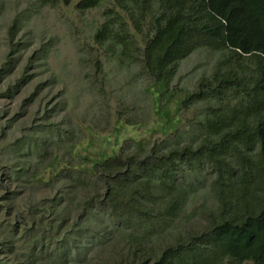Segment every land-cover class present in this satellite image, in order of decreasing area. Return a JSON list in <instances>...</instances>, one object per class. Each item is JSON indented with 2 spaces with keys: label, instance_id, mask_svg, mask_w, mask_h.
I'll return each instance as SVG.
<instances>
[{
  "label": "trees",
  "instance_id": "1",
  "mask_svg": "<svg viewBox=\"0 0 264 264\" xmlns=\"http://www.w3.org/2000/svg\"><path fill=\"white\" fill-rule=\"evenodd\" d=\"M104 4L94 42L118 67L140 65L154 85L168 90L198 50L217 55L180 103L196 111L190 124L198 137L128 142L91 173L69 162L52 179V219L23 203L25 218L14 227L22 233L10 247L0 244V257L14 263L0 264H20L16 245L30 234L48 264H264V0H81L76 7Z\"/></svg>",
  "mask_w": 264,
  "mask_h": 264
},
{
  "label": "rangeland",
  "instance_id": "2",
  "mask_svg": "<svg viewBox=\"0 0 264 264\" xmlns=\"http://www.w3.org/2000/svg\"><path fill=\"white\" fill-rule=\"evenodd\" d=\"M79 1L0 0V244L22 233L16 236L25 202L52 219L58 188L52 179L69 162L91 173L128 142L186 143L199 134L190 124L196 111H181L180 103L210 75L217 55L192 53L166 90L140 65L120 68L109 61L93 40L109 6L81 12ZM17 168L29 170L16 174ZM25 236L16 245L19 263L48 264L51 256L38 252L39 241ZM77 247L81 255L87 251L84 242ZM0 260L14 263L10 255Z\"/></svg>",
  "mask_w": 264,
  "mask_h": 264
}]
</instances>
